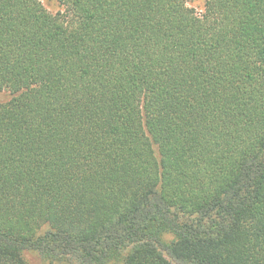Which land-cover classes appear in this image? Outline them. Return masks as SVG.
<instances>
[{
	"label": "trees",
	"instance_id": "1",
	"mask_svg": "<svg viewBox=\"0 0 264 264\" xmlns=\"http://www.w3.org/2000/svg\"><path fill=\"white\" fill-rule=\"evenodd\" d=\"M57 2L0 0V264H264V0Z\"/></svg>",
	"mask_w": 264,
	"mask_h": 264
},
{
	"label": "rangeland",
	"instance_id": "2",
	"mask_svg": "<svg viewBox=\"0 0 264 264\" xmlns=\"http://www.w3.org/2000/svg\"><path fill=\"white\" fill-rule=\"evenodd\" d=\"M44 5L51 11L55 12L59 9L58 6V2L57 0H42ZM189 5L196 7L198 10L201 9V7L203 6L204 0H188ZM167 239H171L172 236H166ZM31 258L33 259L34 262L39 263L40 264H50V263H45L42 260H40V258H38V255H36L35 253H33L31 255ZM57 264V263H56ZM58 264H63V263H58Z\"/></svg>",
	"mask_w": 264,
	"mask_h": 264
}]
</instances>
